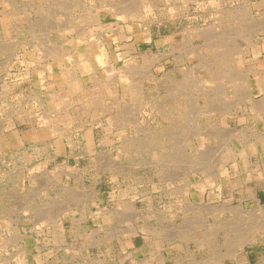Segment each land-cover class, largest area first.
<instances>
[{
	"label": "rangeland",
	"instance_id": "374dc122",
	"mask_svg": "<svg viewBox=\"0 0 264 264\" xmlns=\"http://www.w3.org/2000/svg\"><path fill=\"white\" fill-rule=\"evenodd\" d=\"M263 45L264 0H0V264H264Z\"/></svg>",
	"mask_w": 264,
	"mask_h": 264
},
{
	"label": "bare ground",
	"instance_id": "6f19581e",
	"mask_svg": "<svg viewBox=\"0 0 264 264\" xmlns=\"http://www.w3.org/2000/svg\"><path fill=\"white\" fill-rule=\"evenodd\" d=\"M187 10V9H186ZM179 14V13H178ZM182 15V14H181ZM210 28V27H209ZM199 31H202V30H199ZM205 34V33H204ZM247 39V38H246ZM245 39V40H246ZM243 41V40H242ZM248 41V40H247ZM239 50V49H238ZM197 64V63H196ZM203 64V63H202ZM204 65V64H203ZM197 68H198V66H196ZM88 68V67H87ZM89 69V68H88ZM92 69V68H91ZM207 69V68H206ZM211 70V69H210ZM199 73V72H198ZM211 73V72H210ZM212 75V74H211ZM206 79V78H205ZM204 81V80H203ZM78 85V84H77ZM75 86V85H74ZM236 87V86H235ZM70 88V87H69ZM249 94V93H248ZM242 99V98H241ZM240 100V99H239ZM204 110V109H203ZM194 116H196V115H194ZM198 119V118H197ZM195 120V119H194ZM197 122V121H196ZM196 124V123H195ZM47 126V125H46ZM251 146H253V145H251ZM59 147H61V149H62V145L61 144H59ZM261 176V175H260ZM260 227V226H259ZM259 229V228H258ZM262 229V228H261ZM264 229V228H263ZM260 230V229H259ZM258 231V230H257ZM256 231V232H257ZM260 239V238H259ZM258 240V236L256 235V233L255 234H252L249 238H247V240H245V241H243L242 243H241V245H240V249H238L237 250V252L238 253H240L241 251H243L244 250V248H245V244L246 243H248V241H251V242H256ZM233 248H234V246H233ZM236 253V252H235ZM228 254H230V253H228ZM226 256V255H225ZM225 256H223V258H222V260L220 259V261H219V263L218 264H224V260L223 259H225L224 257ZM222 257V256H221ZM218 259V258H217Z\"/></svg>",
	"mask_w": 264,
	"mask_h": 264
},
{
	"label": "crops",
	"instance_id": "0c3cea01",
	"mask_svg": "<svg viewBox=\"0 0 264 264\" xmlns=\"http://www.w3.org/2000/svg\"><path fill=\"white\" fill-rule=\"evenodd\" d=\"M262 59H264V45L262 47V51H261V56H260ZM251 91V90H250ZM256 155H264V152L263 151H259L256 153ZM254 182L256 183L257 186L259 187H264V181L263 180H259V182H257L256 180H254ZM260 195V193H259Z\"/></svg>",
	"mask_w": 264,
	"mask_h": 264
}]
</instances>
